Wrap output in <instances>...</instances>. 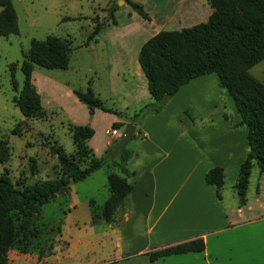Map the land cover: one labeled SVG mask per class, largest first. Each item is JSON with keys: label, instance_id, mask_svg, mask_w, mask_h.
I'll return each mask as SVG.
<instances>
[{"label": "crops", "instance_id": "crops-1", "mask_svg": "<svg viewBox=\"0 0 264 264\" xmlns=\"http://www.w3.org/2000/svg\"><path fill=\"white\" fill-rule=\"evenodd\" d=\"M134 1L147 10L148 19L124 0H115L114 21L108 18V5L103 16L109 20L85 44L84 39L73 45L69 64L62 70L80 68L82 78L62 77L66 75L54 68L35 65L31 71L33 105L59 117L60 123L90 126L93 134L87 142L96 156L118 138L108 130L112 123L124 125L129 121L125 114L151 100L138 61L142 43L160 29L189 26L206 20L211 12L207 0ZM76 54L79 59L86 56V64L75 61ZM261 61L264 64L262 59L253 66ZM87 85L122 114L83 103L73 89ZM239 121L216 72L181 84L160 111L135 124L125 144L133 140L128 145L133 149L126 163L129 175L109 160L48 201L62 198L64 243L42 257L34 250L12 247L8 264H264V170L252 164L243 204L233 186L248 150L246 127ZM123 125L116 128L121 132ZM111 157L118 159L117 154ZM215 165L223 168L220 195L214 184L205 181L206 171ZM111 170L126 176L132 188L126 204L106 220L99 213L109 193L106 176ZM93 175L103 178L100 189L91 181ZM56 219L60 217L50 220ZM196 237L204 241L201 250L150 256L151 251Z\"/></svg>", "mask_w": 264, "mask_h": 264}, {"label": "trees", "instance_id": "trees-1", "mask_svg": "<svg viewBox=\"0 0 264 264\" xmlns=\"http://www.w3.org/2000/svg\"><path fill=\"white\" fill-rule=\"evenodd\" d=\"M124 1L142 17L149 18L141 3ZM207 2L211 6V12L206 20L181 28L160 29L142 43L138 61L146 76L151 100L143 103L130 115L125 114V117L139 126L145 115L160 111L181 84L197 75L216 72L219 85L227 90L240 115L239 123L246 127L248 150L233 184L239 204H243L252 164L256 163L260 170H264V82L250 71L251 66L264 59V0ZM115 5L116 2L108 8V18L112 21ZM108 18L104 21L95 20L84 44L95 36ZM17 31V17L11 0H0V35ZM74 47L69 38L55 34L30 39L29 48L20 61L22 84L13 97L15 105L24 116H36L45 112L36 108L32 101L30 79L34 65L66 68ZM13 64L14 61L9 63L11 81L18 88ZM73 91L90 108L99 107L122 114V111L107 106L89 85L74 88ZM70 125L77 147L76 153H67L58 145H50L60 165L58 176L24 183L13 181L7 167L0 171V264H8L7 252L12 247L20 251L34 250L39 257L53 252V248L43 252L32 242L35 237V219L40 214L42 205L52 199L51 193L61 187L68 189L72 183L85 178L109 160L124 174L131 173L126 163L133 149L125 146L122 151H116L112 145L103 155L96 156L87 142L93 129L85 124ZM121 125L123 121L112 123L113 127ZM113 154H117V160L112 159ZM6 156L7 153L0 154V160H4ZM106 178L109 193L99 216L110 220L114 210L126 204L132 184L126 176L113 170L107 173ZM205 181L214 184L220 195L224 182L223 168L219 165L209 168L205 173ZM57 225L60 233V222ZM203 248V239L196 237L151 251L150 256L155 258L168 253Z\"/></svg>", "mask_w": 264, "mask_h": 264}, {"label": "rangeland", "instance_id": "rangeland-1", "mask_svg": "<svg viewBox=\"0 0 264 264\" xmlns=\"http://www.w3.org/2000/svg\"><path fill=\"white\" fill-rule=\"evenodd\" d=\"M13 3L17 8L19 30L0 35V154L7 153L6 158L0 160V171L7 167L13 181L32 183L60 174L57 155L50 145H58L67 153H76L77 147L69 123H60L59 117L47 111L36 116H24L15 105L13 97L23 80L20 69L23 53L27 52L32 37L41 39L47 34L67 37L72 45L83 41L93 28L95 20L104 21L103 14L107 13L108 5L115 3V0H13ZM29 18L32 23H29ZM79 57L76 54L74 60L86 64V56L81 59ZM13 61L18 88L11 81L9 63ZM261 63L263 61L257 64L259 66H253L251 72L264 81V71L261 69L264 64ZM35 67L50 69L37 64ZM53 71L66 75L62 77H83L80 68L69 69L67 72L54 68ZM131 141L133 140L128 145ZM88 179L90 178H86L87 181ZM91 179L96 183L95 187L100 189L99 183L103 178L100 181V178L93 175ZM61 201L62 198L58 196L57 202H46L35 219V237L32 242L43 252L64 243L57 229V223L60 222L61 225L64 218L59 207ZM58 216L60 219L50 220Z\"/></svg>", "mask_w": 264, "mask_h": 264}, {"label": "water", "instance_id": "water-1", "mask_svg": "<svg viewBox=\"0 0 264 264\" xmlns=\"http://www.w3.org/2000/svg\"><path fill=\"white\" fill-rule=\"evenodd\" d=\"M121 2H123V0H121ZM136 128H137V126L130 121H126L124 123V125L122 126V129H121V132L118 135L116 142L114 143V148L117 151H122L124 149L125 144L131 138V136L133 135V132ZM66 189H67V187H61L56 192L51 193L50 197L53 199L56 194L62 193Z\"/></svg>", "mask_w": 264, "mask_h": 264}, {"label": "built area", "instance_id": "built-area-1", "mask_svg": "<svg viewBox=\"0 0 264 264\" xmlns=\"http://www.w3.org/2000/svg\"><path fill=\"white\" fill-rule=\"evenodd\" d=\"M109 130V132H110V134H115V135H118V134H120V131H119V129L118 128H116V127H111L110 129H108Z\"/></svg>", "mask_w": 264, "mask_h": 264}]
</instances>
